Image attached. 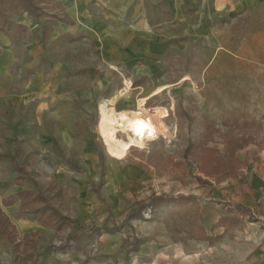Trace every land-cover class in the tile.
Returning <instances> with one entry per match:
<instances>
[{"label": "rangeland", "instance_id": "obj_1", "mask_svg": "<svg viewBox=\"0 0 264 264\" xmlns=\"http://www.w3.org/2000/svg\"><path fill=\"white\" fill-rule=\"evenodd\" d=\"M61 1L53 0L47 12L62 16ZM212 2L186 3L177 21L168 17L166 1L137 0L124 22L130 31L125 35L119 25L110 40L85 34L70 42L55 26L41 46L36 36L43 19H20L27 24L23 35L0 32V155L15 154L13 162L0 156V212L21 242L13 253L0 235V264H28L31 251L46 264H74L75 256L84 264H124L148 241L197 245L216 207L226 210L221 218L234 214L221 195L225 184L264 156V0H247L244 8L236 1L241 9L233 0L217 11ZM203 4L211 23L198 31L195 12ZM230 8L239 11L224 17ZM136 12L141 22L132 18ZM12 20L15 28L19 21ZM120 47L131 49L127 57L137 51L141 57L127 68L107 53ZM104 103L154 121L151 135L145 142L119 130L104 137ZM20 190L51 197L85 229L121 228L102 229L85 251L74 250L66 238L70 223L56 231L2 205ZM162 196L172 201L155 215L147 207L143 219H125ZM24 235L31 241L27 253Z\"/></svg>", "mask_w": 264, "mask_h": 264}, {"label": "crops", "instance_id": "obj_2", "mask_svg": "<svg viewBox=\"0 0 264 264\" xmlns=\"http://www.w3.org/2000/svg\"><path fill=\"white\" fill-rule=\"evenodd\" d=\"M166 1V12L170 19L183 21V10L185 4L188 2L195 3L197 0H164ZM205 1V0H202ZM212 11L223 9L220 5H229L233 0H212ZM239 1L244 4L241 8L246 7L247 0H235V6ZM249 1V0H248ZM251 3H256L259 0H250ZM62 16L55 13L47 12V8L52 6L53 0H47L45 9L46 14L56 16L61 19V22H53L52 31L54 27L61 30V36L81 37L85 34L93 37H101L103 40H110L112 33H117L120 28L125 31L124 22L127 21V13L131 7H135L137 0H62ZM237 7L238 9H241ZM55 9V8H54ZM235 8L225 10L222 14L224 17L232 16L236 13ZM136 10V7H135ZM132 13V12H131ZM133 14V13H132ZM198 17H201L199 26L195 28L201 31L211 23V17L205 11V5L200 11H196ZM19 22L17 24H27L20 19L29 20L25 14L15 17ZM135 20L141 22L142 12H136L133 17ZM131 18V19H132ZM12 20V17H11ZM115 23V25H114ZM208 23V24H207ZM210 27V26H209ZM194 28V27H193ZM130 31V30H127ZM125 31V35L126 32ZM193 31V30H192ZM51 36V35H50ZM121 37L118 35L115 40V45L120 46ZM80 41V40H79ZM135 38L134 44L138 43ZM78 42V41H76ZM123 47L112 48L109 50L111 59H117L128 68L132 65V60L141 57L137 51L133 55L127 57L130 48ZM120 49V51H119ZM121 54V55H120ZM123 55V56H122ZM125 55V56H124ZM133 56V58H132ZM188 76V75H187ZM162 91L158 89V92ZM157 92V93H158ZM258 162L248 168V172L243 175L235 183L225 184L224 192L221 195L225 196L228 206L235 208L237 204L245 207L247 213L240 215L239 213L226 214L229 218L238 219L240 222L236 225H227L221 223L217 225L221 215H225L226 210L220 211L216 207L214 212L216 215L211 217V221H206L203 224L204 232L210 237L219 236L217 241L210 243L208 240H200L198 244L193 247L179 244L167 245L165 242L151 241L144 243L138 247L132 256H128L129 262L124 264H264V156L258 154ZM21 191V190H20ZM18 192V191H17ZM16 193V192H15ZM222 196V197H223ZM17 210V204H15ZM13 206V207H14ZM11 208V207H9ZM235 212V211H234ZM204 222V217H202ZM11 222V221H10ZM107 241L111 238L105 237ZM114 239V238H113ZM8 244V243H7ZM196 253V254H195ZM74 264H84V260H80L75 256ZM84 261V262H83ZM57 261L53 260L50 264H55ZM90 262V261H89ZM86 261L87 264H89ZM62 264V263H60Z\"/></svg>", "mask_w": 264, "mask_h": 264}, {"label": "trees", "instance_id": "obj_3", "mask_svg": "<svg viewBox=\"0 0 264 264\" xmlns=\"http://www.w3.org/2000/svg\"><path fill=\"white\" fill-rule=\"evenodd\" d=\"M47 5V0H0V32L4 35L9 36V32L12 33L15 31L18 34L23 35L27 31V26L23 24H17L14 28L13 20H11L12 16L19 17L25 14L26 17L36 23L43 19V21L40 22L39 33L36 36L37 44L43 46L50 39L53 22H61L60 18L46 14L45 9ZM64 37L67 41L70 42H76L82 39L81 37H72L70 35H66ZM204 120L206 121V119ZM17 151L18 147L17 145H15L14 152L18 153ZM0 156L8 157L9 155L4 154ZM9 158L13 162L15 154L9 156ZM103 160L104 156L101 152L98 156V165H100L101 167H104ZM19 171L21 170L19 169ZM95 194L96 196H98L97 192H95ZM171 201V198H167L164 196L154 197L147 203L146 206H136V208L132 212H130L125 217V219H143L141 211L143 208L147 207L155 215L157 210L162 209L163 206L169 204ZM51 202L52 198L46 196L45 194L43 195L39 192L36 193L32 190H21L14 193V195L8 196L6 199H4L2 201V205L4 207H13L15 204H17V211L20 215L25 216L30 214L40 225L53 226L56 231L67 229V227L71 225L66 238L68 241L72 242V248L79 251H85L89 247V245L93 244L101 235L102 229L109 234H114L118 229L121 228L119 226L118 228H108L104 225L103 228L90 227L89 229H85L79 226L77 220L70 221V219L62 214L61 210L55 208ZM177 202L179 201L176 199L175 203ZM229 212H237L240 215H244L245 213H247L245 207L241 204H237L236 207L233 208V211L229 210ZM239 222L240 221L238 219L226 217L219 219L217 225L219 226L221 223H224L225 226L236 225V223ZM68 223L70 224L68 225ZM0 235L4 237L5 241H7L8 245L11 247V252L17 253L19 251H17V249L18 246L20 249L21 242L17 239L16 226H13L9 218L3 212H0ZM197 239L208 240L210 243H212L214 241H217L219 239V236L210 237L209 235H205L203 233L202 235L197 237ZM30 242L31 241L27 235H24L22 237V251L27 253L28 248H26V245L30 246ZM28 255V264H46L42 263L44 257L43 254H34V252L32 253L31 251Z\"/></svg>", "mask_w": 264, "mask_h": 264}, {"label": "bare ground", "instance_id": "obj_4", "mask_svg": "<svg viewBox=\"0 0 264 264\" xmlns=\"http://www.w3.org/2000/svg\"><path fill=\"white\" fill-rule=\"evenodd\" d=\"M120 97V96H119ZM104 108L100 113V131L104 137H109L111 134H114L117 130L124 132L127 136L132 137L136 140H147V137L151 135L152 126H154L151 120L143 119L138 115L142 113L139 112H113V109L110 108L109 104L104 103ZM159 116H163L161 111ZM157 113V111H156ZM156 115V114H155ZM145 117V116H144ZM157 123V119H156Z\"/></svg>", "mask_w": 264, "mask_h": 264}, {"label": "built area", "instance_id": "obj_5", "mask_svg": "<svg viewBox=\"0 0 264 264\" xmlns=\"http://www.w3.org/2000/svg\"><path fill=\"white\" fill-rule=\"evenodd\" d=\"M149 110H150V109H147V110L144 109L143 111H144V113H145V111H149ZM151 114H152V113H151ZM143 115H144V114H143ZM143 115H142V117H143Z\"/></svg>", "mask_w": 264, "mask_h": 264}]
</instances>
